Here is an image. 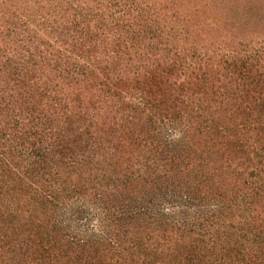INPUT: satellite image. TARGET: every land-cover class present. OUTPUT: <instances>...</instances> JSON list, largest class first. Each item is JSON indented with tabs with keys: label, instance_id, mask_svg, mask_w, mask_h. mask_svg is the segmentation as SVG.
I'll return each instance as SVG.
<instances>
[{
	"label": "trees",
	"instance_id": "16d2710c",
	"mask_svg": "<svg viewBox=\"0 0 264 264\" xmlns=\"http://www.w3.org/2000/svg\"><path fill=\"white\" fill-rule=\"evenodd\" d=\"M0 264H264V0H0Z\"/></svg>",
	"mask_w": 264,
	"mask_h": 264
}]
</instances>
